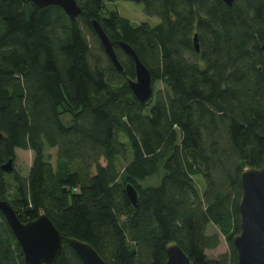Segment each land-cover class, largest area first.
I'll use <instances>...</instances> for the list:
<instances>
[{"label": "trees", "instance_id": "16d2710c", "mask_svg": "<svg viewBox=\"0 0 264 264\" xmlns=\"http://www.w3.org/2000/svg\"><path fill=\"white\" fill-rule=\"evenodd\" d=\"M118 1L143 5L160 23L134 26L106 11ZM77 2L82 12L71 20L59 7L0 0V200L23 222L49 217L64 237L57 264H82L67 238L89 243L107 264H165L170 242L194 264H237L241 175L264 161V1ZM121 43L151 72L146 105L129 86L135 62ZM159 82L166 90L155 89ZM18 150L33 153L27 177L14 168ZM47 150L57 151L55 163ZM162 168L159 186H142ZM210 224L219 233L208 235ZM220 235L229 253L210 259L205 251L219 246ZM0 264H25L1 211Z\"/></svg>", "mask_w": 264, "mask_h": 264}, {"label": "water", "instance_id": "95a60500", "mask_svg": "<svg viewBox=\"0 0 264 264\" xmlns=\"http://www.w3.org/2000/svg\"><path fill=\"white\" fill-rule=\"evenodd\" d=\"M31 1L42 9L59 7L71 20H76L82 12L77 0ZM221 1L231 7L235 0ZM91 25L115 68L123 72L114 45L101 24L93 20ZM120 46L135 62V80H130L129 86L136 98L146 105L154 97L151 72L130 45L121 43ZM194 47L199 53L198 35L194 37ZM2 169L6 173H11L13 161H8ZM241 189L242 197L239 204L241 231L234 237L237 264H264V161L260 169L247 168L242 172ZM126 190L130 201L137 205L138 193L135 188L127 186ZM0 211L22 248L25 264H57L62 254L64 237L46 214H42L34 221L23 222L10 203L1 200ZM66 241L79 256L82 264H107L89 243L75 238H67ZM166 255L165 264H194L176 242L166 245Z\"/></svg>", "mask_w": 264, "mask_h": 264}, {"label": "rangeland", "instance_id": "374dc122", "mask_svg": "<svg viewBox=\"0 0 264 264\" xmlns=\"http://www.w3.org/2000/svg\"><path fill=\"white\" fill-rule=\"evenodd\" d=\"M106 7H107L106 11L109 13L112 11H119L120 14L123 17L129 19L134 26H139L140 24H143V23H148L151 26H156L160 23L159 18H157V17L151 18V17L146 16L144 13V7L141 4H137V3H133V2H126V1H118L115 3L107 2ZM105 15L108 16L107 13ZM96 44H97L96 42H93V47L97 52L99 50V47ZM155 89L157 91L166 90L165 86L161 82L157 83V85L155 86ZM153 105H154V103H152L148 107V109L152 108ZM62 119L66 125H71V122H70L71 115L69 116L68 114H63ZM56 153H57L56 150H47V155L50 156L51 161L53 163H55V160H56ZM17 156H18V159L15 163L14 168L22 176L27 177L29 170H30V167L33 163V153L31 151L18 150ZM131 156H132V154H130L128 156V159H127V161H125V163L132 160ZM164 174H165V171L162 168L158 175H156L153 178H148L147 180H145L141 184L143 187H157L160 185L162 178L164 177ZM194 179H195L197 188L199 190V193L201 195H203L205 190H206V184H205L203 178L201 176H196ZM216 233H219V228L213 224H210L207 228V234L213 235ZM205 253L210 259H219L220 257L228 254L229 253V247L226 243L224 236L220 235V244L216 249H212V250L208 249L205 251Z\"/></svg>", "mask_w": 264, "mask_h": 264}]
</instances>
